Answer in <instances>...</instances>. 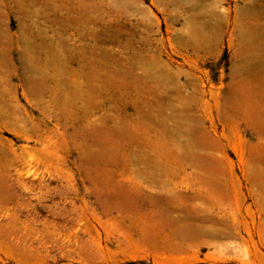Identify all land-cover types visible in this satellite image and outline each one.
<instances>
[{
	"label": "rangeland",
	"instance_id": "obj_1",
	"mask_svg": "<svg viewBox=\"0 0 264 264\" xmlns=\"http://www.w3.org/2000/svg\"><path fill=\"white\" fill-rule=\"evenodd\" d=\"M259 75L264 0H0V264H264Z\"/></svg>",
	"mask_w": 264,
	"mask_h": 264
},
{
	"label": "bare ground",
	"instance_id": "obj_2",
	"mask_svg": "<svg viewBox=\"0 0 264 264\" xmlns=\"http://www.w3.org/2000/svg\"><path fill=\"white\" fill-rule=\"evenodd\" d=\"M259 77H260V75H259ZM257 78H258V76H257ZM262 87L264 88V75L262 77H260L258 81L254 79V80H252L250 82H246L244 87L240 88V90H238L239 94L242 93V96L238 95V92H237V90H236V88L234 86L229 87V89H228V99L230 101H232L233 105H238L239 104V100L242 99V101H243L242 104H245V107L249 111H251L252 113H256L258 111L260 112L261 109L264 110V108H262L264 106V89H262L259 92V95H258V91L256 89L257 88L261 89ZM256 96L259 97V100L262 99L260 103H259L258 100L255 101V97ZM263 110H261V111H263ZM260 197H261V195H260ZM162 204H164V203H162ZM164 206H165V204H164ZM130 207H131V205H130Z\"/></svg>",
	"mask_w": 264,
	"mask_h": 264
}]
</instances>
